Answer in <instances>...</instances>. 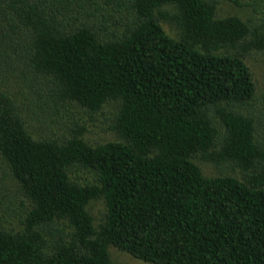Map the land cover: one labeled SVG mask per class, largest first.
<instances>
[{"label": "trees", "instance_id": "16d2710c", "mask_svg": "<svg viewBox=\"0 0 264 264\" xmlns=\"http://www.w3.org/2000/svg\"><path fill=\"white\" fill-rule=\"evenodd\" d=\"M253 51L264 0H0V190L24 199L15 226L0 207V264H264ZM107 109L119 140L92 146L79 113Z\"/></svg>", "mask_w": 264, "mask_h": 264}, {"label": "rangeland", "instance_id": "374dc122", "mask_svg": "<svg viewBox=\"0 0 264 264\" xmlns=\"http://www.w3.org/2000/svg\"><path fill=\"white\" fill-rule=\"evenodd\" d=\"M222 14H234L244 17L248 16L247 12L238 9L228 2L222 4ZM167 33L172 37H178L177 28L164 24ZM247 64L251 68L253 73L256 85V109L260 106L261 96L264 93V55L258 52H250L247 56ZM81 118V123L85 125L86 131L84 134V140L92 145L96 146L98 144H103L107 142H115L119 140V137L113 132L110 128L112 124V114L111 110H106L101 114H91L87 111L81 110L79 113ZM197 164L202 169L203 173L207 177H218L221 175H231L240 178L241 174L238 169L233 168L231 165H224L221 168H218L210 163L204 161H197ZM78 176L85 182L93 180L94 175L83 170H78ZM1 198V220L4 226L17 225L19 220L15 214L8 213V209L13 206L14 203L18 205V201L23 199L21 198V193L18 185L15 181L11 179H6L4 181V190H0ZM24 200V199H23ZM90 212L96 219V223L99 224L103 219L106 206L103 200L94 201L90 204ZM110 255L113 260V264H150L138 260L129 254L121 252L116 248L110 249Z\"/></svg>", "mask_w": 264, "mask_h": 264}]
</instances>
